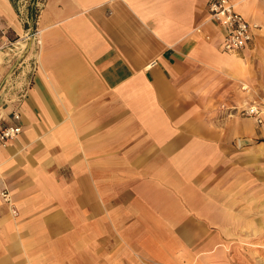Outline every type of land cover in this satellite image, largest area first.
I'll return each mask as SVG.
<instances>
[{"label":"crops","instance_id":"obj_1","mask_svg":"<svg viewBox=\"0 0 264 264\" xmlns=\"http://www.w3.org/2000/svg\"><path fill=\"white\" fill-rule=\"evenodd\" d=\"M212 1L0 0V264H264V0L239 53Z\"/></svg>","mask_w":264,"mask_h":264},{"label":"built area","instance_id":"obj_2","mask_svg":"<svg viewBox=\"0 0 264 264\" xmlns=\"http://www.w3.org/2000/svg\"><path fill=\"white\" fill-rule=\"evenodd\" d=\"M209 13L211 19L223 28L224 36L221 49L228 53H239L244 51L254 38V32L259 25L250 22L242 14L235 10L234 4L230 0H213L209 4ZM13 43L9 39L8 34L0 26V51L8 48ZM249 117H255L257 122H263V113L257 106L249 107L244 111ZM15 119H19V114H14ZM20 125L7 126L0 131V144L6 146L9 142L17 139L21 134ZM4 199H8V192L2 193Z\"/></svg>","mask_w":264,"mask_h":264},{"label":"rangeland","instance_id":"obj_3","mask_svg":"<svg viewBox=\"0 0 264 264\" xmlns=\"http://www.w3.org/2000/svg\"><path fill=\"white\" fill-rule=\"evenodd\" d=\"M258 101H261L262 102V106L264 107V99L263 100H258Z\"/></svg>","mask_w":264,"mask_h":264}]
</instances>
